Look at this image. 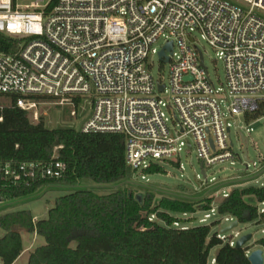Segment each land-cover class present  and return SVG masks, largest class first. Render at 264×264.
<instances>
[{"label": "built area", "instance_id": "built-area-1", "mask_svg": "<svg viewBox=\"0 0 264 264\" xmlns=\"http://www.w3.org/2000/svg\"><path fill=\"white\" fill-rule=\"evenodd\" d=\"M261 11L264 0H0V32L20 39L15 50L0 52V100L9 101L0 107L15 97L38 122L47 114L40 106L48 103L40 97L72 107V117L88 100L90 111L78 129L123 134L127 163L138 171L173 160L184 169L179 159L184 149L195 148L207 166L230 160L236 153L229 118H264ZM193 33L224 61L229 101L213 81ZM169 42L172 48L161 57ZM154 55L170 64L169 83L154 75ZM251 130H239L243 154L241 134L249 149ZM246 162L249 167V157ZM65 169L57 159L7 161L0 174L4 181L29 184L59 179ZM227 188L218 193L228 196ZM213 204L208 210L214 213ZM259 207L264 212V202ZM209 217L206 213L201 221ZM219 236L236 245L233 238Z\"/></svg>", "mask_w": 264, "mask_h": 264}, {"label": "trees", "instance_id": "trees-1", "mask_svg": "<svg viewBox=\"0 0 264 264\" xmlns=\"http://www.w3.org/2000/svg\"><path fill=\"white\" fill-rule=\"evenodd\" d=\"M19 42L0 32V52L15 50ZM1 117L0 166L7 161L47 163L57 159L66 164V169L59 179L43 178L29 184L4 181L0 174V199L28 197L43 187L70 190L57 197L44 218L35 220L29 209L0 214V264H15L22 254L23 231L46 239V243L31 250L27 264H209L216 246L215 263L253 264L248 258L250 246H232L213 231L220 220L192 227L175 226L179 214L195 213L198 205L210 209L214 196L204 198V204L171 195L156 201L152 192L144 195L131 189L127 181L138 170L127 163L123 134L51 128L44 118L32 122L17 106L15 97L0 107ZM170 163L180 165L179 160ZM141 172L147 176L166 174L167 170L164 164L153 162ZM85 179L110 185L111 189L101 192L82 186ZM262 202L264 185L234 187L220 199L217 210L239 223L261 222ZM257 243L264 248V237Z\"/></svg>", "mask_w": 264, "mask_h": 264}, {"label": "rangeland", "instance_id": "rangeland-1", "mask_svg": "<svg viewBox=\"0 0 264 264\" xmlns=\"http://www.w3.org/2000/svg\"><path fill=\"white\" fill-rule=\"evenodd\" d=\"M34 0H28L31 2ZM264 14L263 11H261ZM193 40L204 51L205 64L209 68L210 75L217 87H222V93L226 95L228 101L229 88L227 85L225 64L224 61L217 55L216 51L205 41L200 33H193ZM152 71L156 77H160L164 82L169 83L170 80V64L162 61L158 55L151 58ZM163 97L168 98L167 94ZM48 103L40 106L41 112L47 111L44 116L45 123L48 127H75L79 128L83 123L86 115L90 111L88 100H83L82 105L77 108L78 116L70 115L72 107L54 105L52 98H44ZM7 99H1L0 103H8ZM228 103V102H227ZM75 109V108H74ZM232 122V138L235 143L233 148L236 153L235 158L217 163L213 166L204 165L198 157L196 149H184L180 153V161L183 163L184 169L180 166H174L171 163H164L167 170L165 174H151L143 176L139 170L130 180L128 186L137 194H146L147 192L154 193L155 200L158 201L164 195H171L188 199L192 201L204 202V198H215L213 206L216 211L200 208L198 205L195 213L179 214V226L192 227L200 224H209L214 220H220V223L213 228V231H218L221 236L227 239L233 238L237 241L241 236L252 233L253 237L249 241L248 246L251 250L263 248L257 243L260 238L264 237V221L239 223L232 230L222 233V230L236 220H226L223 215L218 213L217 207L220 199L223 198L222 193L218 190L227 188L231 191L234 187H245L250 185L262 186L264 184V118L248 122L244 116L235 115L229 118ZM246 127L252 128L250 138L252 142L249 146V162L247 167L246 159L241 150V139L239 130L246 132ZM256 162V164H254ZM205 175H207L205 177ZM214 178V179H213ZM82 186L93 187L101 192H108L111 189L110 185H99L95 182L85 179ZM70 189L61 187H43L35 195L20 198L17 200H7L0 203V214L9 210L29 209L35 219H41L48 215V211L56 204V199L60 195L67 193ZM219 194V195H217ZM262 206V203L259 204ZM206 213H211V217L206 221H201ZM238 234V235H236ZM24 246L29 244L30 239L34 242V247L46 243V239L37 233L23 231ZM226 240V239H225ZM219 246L211 250L209 264H214V257L218 252ZM264 249V248H263ZM30 252H25L19 259L17 264H27Z\"/></svg>", "mask_w": 264, "mask_h": 264}, {"label": "water", "instance_id": "water-1", "mask_svg": "<svg viewBox=\"0 0 264 264\" xmlns=\"http://www.w3.org/2000/svg\"><path fill=\"white\" fill-rule=\"evenodd\" d=\"M166 48L171 49L172 48V42H169L164 47V49L160 52V56L161 57H163L165 55V49ZM161 88H163V86H161ZM241 138H242L243 144H244V157H245V159H248V156H247V153H248V139H247V137L244 134H241ZM212 145H213V142H212ZM117 186L118 185H115V187H117ZM138 197H140V195H138ZM238 225H239V221L236 219L229 226L224 228L222 230V233H226V232L232 230L233 228H235ZM252 237H253L252 233L245 234V235L241 236L236 241L235 247L240 248V247L247 246L249 241L252 239ZM248 251H250V254L248 255V258L253 264H264V249L263 248H257V249H254V250L248 249ZM214 264H218V263H214Z\"/></svg>", "mask_w": 264, "mask_h": 264}, {"label": "crops", "instance_id": "crops-1", "mask_svg": "<svg viewBox=\"0 0 264 264\" xmlns=\"http://www.w3.org/2000/svg\"><path fill=\"white\" fill-rule=\"evenodd\" d=\"M35 247H34V242L32 241V239H30L29 244L27 246L26 245L24 246V250L22 254L19 256V258L16 260L15 264L18 263L19 259L24 255L25 252H31V250L34 249Z\"/></svg>", "mask_w": 264, "mask_h": 264}]
</instances>
